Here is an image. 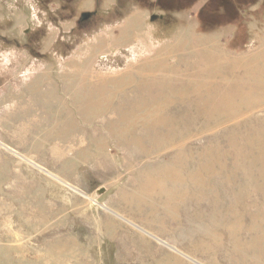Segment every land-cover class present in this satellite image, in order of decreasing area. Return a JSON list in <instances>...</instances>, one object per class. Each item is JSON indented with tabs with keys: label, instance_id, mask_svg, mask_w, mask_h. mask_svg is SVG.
<instances>
[{
	"label": "rangeland",
	"instance_id": "rangeland-1",
	"mask_svg": "<svg viewBox=\"0 0 264 264\" xmlns=\"http://www.w3.org/2000/svg\"><path fill=\"white\" fill-rule=\"evenodd\" d=\"M0 264H264V0H0Z\"/></svg>",
	"mask_w": 264,
	"mask_h": 264
},
{
	"label": "bare ground",
	"instance_id": "bare-ground-1",
	"mask_svg": "<svg viewBox=\"0 0 264 264\" xmlns=\"http://www.w3.org/2000/svg\"><path fill=\"white\" fill-rule=\"evenodd\" d=\"M137 16H138V15H137ZM18 18H19V16H18ZM18 18H17V19H18ZM19 20H20V18H19ZM20 21H21V20H20ZM130 22H131V21H130ZM15 23H16V22H15ZM133 24H134V23H133ZM124 26H125V25H124ZM128 26H129V25H128ZM134 26H135V25H134ZM134 26H133V28H135ZM135 29H136V28H135ZM120 30H121V29H120ZM125 30H126V28H125ZM125 30H124V32H125ZM117 31H118V30H117ZM122 31H123V30H122ZM130 31H131V30H130ZM115 33H116V32H115ZM118 34H119V33H118ZM124 34H125V33H124ZM114 35H115V34H113V36H114ZM129 35H130V34H129ZM119 36H120V35H119ZM115 37H116V36H115ZM115 37H114V38H115ZM125 37H126V36H124V38H125ZM129 37H130V36H129ZM112 39H113V38H112ZM125 39H126V38H125ZM123 40H124V39H123ZM126 40H127V39H126ZM111 41H112V40H111ZM128 41H129V39H128ZM114 42L116 43V41H114ZM119 42H120V41H119ZM175 42H176V41H175ZM117 43H118V42H117ZM113 44H114V43H113ZM134 47H136V46H133L132 49H130V47H128V52H129L130 54H134ZM112 49H113V48H112ZM145 49H146V48H145ZM138 50H139V49H138ZM113 52H114V51H113ZM119 52H120V51H119ZM120 53H121V52H120ZM62 82H63V81H62ZM59 83H60V82H59ZM27 84H28V83H27ZM56 86H57V85H56ZM59 86H60V85H59ZM64 86H65V85H64ZM68 86H69V85L67 84V86H65V87H68ZM70 86H71V85H70ZM24 87H25V86H24ZM50 87H51V86H50ZM26 88H27V86H26ZM57 88H58V87H57ZM59 88H60V87H59ZM52 89H53V88H52ZM69 89H70V88H69ZM95 89H96V88H95ZM53 90H54V89H53ZM53 90H52V92H53ZM55 90H56V89H55ZM55 90H54V91H55ZM89 90H90V89H89ZM20 91H21V90H20ZM56 91H57V90H56ZM56 91H55V92H56ZM69 91H70V90H69ZM90 92H92V93H90V99H89V101H90L92 98H94V96L96 95V93H99V92H97V91H95V90H94V91H90ZM82 94H83V93H82ZM93 94H95V95L93 96ZM51 95H52V93H51ZM58 96H59V95H58ZM87 96H88V95H87ZM60 97H61V96H60ZM60 97H59V98H60ZM86 98H87V97H86ZM59 100H61V99H59ZM94 100H95V99H94ZM27 101H29V100H27ZM63 101H64V100H63ZM89 101H87V102H89ZM92 101H93V100H92ZM184 101H185V100H184ZM72 102H74V101H72ZM84 102H85V101H84ZM97 102H98V101H97ZM15 103H16V102H15ZM90 103H91V102H90ZM90 103H88V104H90ZM84 104H85V103H84ZM65 105H66V104H65ZM14 106H15V105H14ZM70 106H71V105H70ZM42 107H43V106H42ZM9 108H11V105H10ZM12 109H13V107H12ZM25 110H26V109H25ZM45 110H47V109H45ZM51 110H52V109H51ZM51 110H50V111H51ZM11 112H13V111L11 110ZM68 114H69V113H68ZM68 114H67V115H68ZM193 115H194V113H193ZM57 118H58V117H57ZM33 120H34V119H33ZM33 120H32V121H33ZM32 121H29V122L31 123ZM20 123L22 124V122H20ZM25 123H26V122H25ZM32 123H33V122H32ZM21 124H20V125H21ZM26 124H27V123H26ZM26 124H24V126H25ZM61 125H62V124H61ZM64 130H65V129H64ZM57 135H58V134H57ZM27 139H28V138H27ZM31 143H32V142H31ZM35 143H36V142H35ZM32 147H33V146H32ZM71 201H72V200H71ZM68 202H69V201H68ZM76 205H77V204H76ZM40 213H41V212H40Z\"/></svg>",
	"mask_w": 264,
	"mask_h": 264
},
{
	"label": "water",
	"instance_id": "water-1",
	"mask_svg": "<svg viewBox=\"0 0 264 264\" xmlns=\"http://www.w3.org/2000/svg\"><path fill=\"white\" fill-rule=\"evenodd\" d=\"M86 16H88V12H84L81 14V18H85Z\"/></svg>",
	"mask_w": 264,
	"mask_h": 264
}]
</instances>
